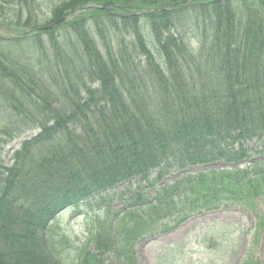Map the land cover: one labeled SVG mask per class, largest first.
<instances>
[{
    "label": "trees",
    "instance_id": "16d2710c",
    "mask_svg": "<svg viewBox=\"0 0 264 264\" xmlns=\"http://www.w3.org/2000/svg\"><path fill=\"white\" fill-rule=\"evenodd\" d=\"M49 20L73 34L71 55L32 18L0 24V33L34 31L0 39V79L11 86L6 108L42 116L41 132L12 164L0 160V264H62L40 251L49 223L64 209L106 204L109 191L133 180L152 189L153 201L135 191L125 223H95L91 264L108 263L109 254L136 264L133 245L152 230L136 208L157 217L178 204L192 214L256 209L264 198V0H66ZM187 26L200 29L196 48L177 34ZM39 34L51 48L27 61L30 72H16L8 46H41ZM242 163L249 166L216 168ZM196 168L206 170L191 174Z\"/></svg>",
    "mask_w": 264,
    "mask_h": 264
},
{
    "label": "rangeland",
    "instance_id": "374dc122",
    "mask_svg": "<svg viewBox=\"0 0 264 264\" xmlns=\"http://www.w3.org/2000/svg\"><path fill=\"white\" fill-rule=\"evenodd\" d=\"M64 1L66 0H25V3L17 2L9 7L0 1V13L3 15L0 24L6 27L14 24L19 18L22 21L32 18L34 22L37 21L38 25L46 28L44 30L42 28V31L54 30V35L62 45V51L71 55V50L67 48V45L73 48L76 42L73 34L67 35L55 25L47 24L50 21L52 10ZM169 10L171 8L166 11ZM22 31L25 30L22 29ZM7 33L5 31L0 36L8 35ZM199 33L200 29L192 26L177 30L178 36L183 38L191 48H196L199 44ZM144 37L146 42L150 43L149 32L145 31ZM37 38L42 41L41 46L35 45V41L20 46H8L7 51L14 57L16 72L21 69V66L27 67L30 72L27 61L32 63L40 60L43 58L42 52L51 48L52 45L47 35L39 34ZM19 61L22 62L21 65H18ZM30 65L36 66V64ZM57 77L59 74L56 69L54 51V80ZM1 82L3 81L0 79ZM3 84L0 86V160L8 167L12 164L10 158L21 147L23 141L33 139L41 132L36 124L41 121L42 116L34 109L30 111V114L25 112L22 116H16L9 108L7 109L4 96L11 86L4 82ZM124 192L125 189L115 191L118 195ZM149 192L150 189L145 188L144 194L147 197H150L151 192ZM258 203L257 212L264 220V200H259ZM71 214V211H67L52 221L46 233L49 236L47 244L43 243L45 248L38 243L42 248L40 251L44 253V256L47 255L53 260L55 258L62 264H79L80 260L91 264L94 243L90 242L92 234L89 229L92 227V220L83 216L71 218ZM106 217L108 216L104 211H97L92 219L98 218L99 221H103ZM257 221L258 218L248 210H230L191 217L167 234L156 233L155 235H161L155 240L145 242L147 238H143L139 241L134 247L136 262L137 264H241L246 255L252 253V256L264 264V232L258 236L257 243L254 238ZM112 256L114 255L106 256L109 264L121 263L119 259L115 261ZM108 263L106 261V264Z\"/></svg>",
    "mask_w": 264,
    "mask_h": 264
},
{
    "label": "water",
    "instance_id": "95a60500",
    "mask_svg": "<svg viewBox=\"0 0 264 264\" xmlns=\"http://www.w3.org/2000/svg\"><path fill=\"white\" fill-rule=\"evenodd\" d=\"M22 36V35H21Z\"/></svg>",
    "mask_w": 264,
    "mask_h": 264
}]
</instances>
